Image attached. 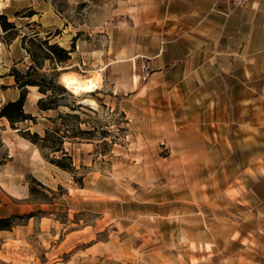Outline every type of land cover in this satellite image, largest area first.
<instances>
[{
	"label": "rangeland",
	"instance_id": "1",
	"mask_svg": "<svg viewBox=\"0 0 264 264\" xmlns=\"http://www.w3.org/2000/svg\"><path fill=\"white\" fill-rule=\"evenodd\" d=\"M157 6L8 0L0 9L20 33L37 31L73 48L66 63L46 60L41 69L60 85L62 73L99 76L98 89L66 88L61 106L46 112L36 106L41 94L29 88L24 109L36 124H18L43 135L52 126L46 117L93 100L81 102L79 121L65 122L92 130L91 139L64 143L75 177L0 118V218L33 214L0 230V264H264V182L242 180L264 176V151L222 152L215 136L198 135L204 129L196 128L185 91L140 76L160 43ZM30 10L31 17L14 16ZM0 48V86L11 87L0 88L2 104L19 93L6 73L25 70L29 57L20 37ZM228 177L241 183L226 185Z\"/></svg>",
	"mask_w": 264,
	"mask_h": 264
},
{
	"label": "crops",
	"instance_id": "2",
	"mask_svg": "<svg viewBox=\"0 0 264 264\" xmlns=\"http://www.w3.org/2000/svg\"><path fill=\"white\" fill-rule=\"evenodd\" d=\"M157 1L160 43L146 57L149 83L156 82L151 86L185 91L196 128L204 129L198 135L215 136L222 152L264 151V0L229 13L217 0ZM242 180L256 184L264 176ZM224 183L241 181L228 177Z\"/></svg>",
	"mask_w": 264,
	"mask_h": 264
},
{
	"label": "trees",
	"instance_id": "3",
	"mask_svg": "<svg viewBox=\"0 0 264 264\" xmlns=\"http://www.w3.org/2000/svg\"><path fill=\"white\" fill-rule=\"evenodd\" d=\"M34 14L35 11L30 10L27 15H20V12H15L14 16L31 17ZM0 31L2 32L0 41L4 44H10L13 40L20 37L21 46L29 57V64L25 70H19L12 66L6 73V75L13 78L14 83L12 86L19 90V95L16 99L7 100L0 104V118H5L12 129L17 130L24 139L35 145L46 160L63 170L69 171L75 177L72 157L64 148V143L70 139H91L88 135L92 134V130L82 129L79 127L80 122L74 129H69L67 125L65 127V122L70 120L79 121V114L76 113V110L83 106L81 102L69 107V111L65 113L59 112L56 118L46 117L52 126L46 127L43 135L36 131L31 132L28 127L21 128L18 126V124L24 122L36 124V116L27 113L24 109L30 86H35L41 94L36 103L39 112H46L61 106L60 100L64 98L67 89L56 82L54 74H46L41 72V69L46 60L59 64L66 63L70 59V53L73 48L66 49L56 42L51 43L49 36L43 39L39 37L37 31H33L31 34L20 33V28L13 21H10L4 13L0 14ZM7 87L9 85L0 86V88L4 89ZM104 137L103 135L102 138ZM44 151L54 155L58 153L59 155L49 157L44 154ZM76 180L82 182L81 177L76 178ZM38 184L44 188L42 183L38 182ZM30 192H35L34 187H30ZM32 216L33 214L29 213L2 217L0 218V230L11 228L12 222L16 218L29 219Z\"/></svg>",
	"mask_w": 264,
	"mask_h": 264
},
{
	"label": "bare ground",
	"instance_id": "4",
	"mask_svg": "<svg viewBox=\"0 0 264 264\" xmlns=\"http://www.w3.org/2000/svg\"><path fill=\"white\" fill-rule=\"evenodd\" d=\"M8 5V0H0V9L4 8ZM99 74V73H98ZM98 78L99 76H90L83 77L76 73H62L60 75V80L65 88L72 91L75 94H80L83 92H91L99 88L98 86ZM30 89H35V86H30ZM38 97V96H36ZM89 101L91 104L96 105L93 100L82 99L80 102ZM35 151L39 154L38 149Z\"/></svg>",
	"mask_w": 264,
	"mask_h": 264
},
{
	"label": "built area",
	"instance_id": "5",
	"mask_svg": "<svg viewBox=\"0 0 264 264\" xmlns=\"http://www.w3.org/2000/svg\"><path fill=\"white\" fill-rule=\"evenodd\" d=\"M251 1L254 0H217L218 4L224 6L227 9L228 13L245 6ZM140 76L144 79L149 76V69L144 63H142L140 66Z\"/></svg>",
	"mask_w": 264,
	"mask_h": 264
}]
</instances>
